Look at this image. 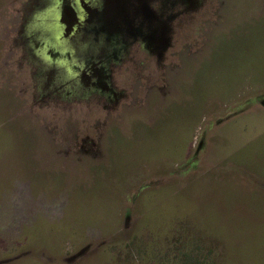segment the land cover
I'll use <instances>...</instances> for the list:
<instances>
[{
	"label": "rangeland",
	"instance_id": "rangeland-1",
	"mask_svg": "<svg viewBox=\"0 0 264 264\" xmlns=\"http://www.w3.org/2000/svg\"><path fill=\"white\" fill-rule=\"evenodd\" d=\"M0 264H264V0H0Z\"/></svg>",
	"mask_w": 264,
	"mask_h": 264
},
{
	"label": "flooded vegetation",
	"instance_id": "flooded-vegetation-1",
	"mask_svg": "<svg viewBox=\"0 0 264 264\" xmlns=\"http://www.w3.org/2000/svg\"><path fill=\"white\" fill-rule=\"evenodd\" d=\"M63 7H67V6H62L61 8H63ZM73 8V10L76 12L77 11V9L75 8V7H72Z\"/></svg>",
	"mask_w": 264,
	"mask_h": 264
}]
</instances>
